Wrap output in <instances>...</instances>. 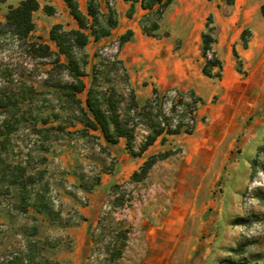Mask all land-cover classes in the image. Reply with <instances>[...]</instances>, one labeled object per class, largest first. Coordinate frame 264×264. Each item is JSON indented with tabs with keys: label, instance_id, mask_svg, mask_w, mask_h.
I'll list each match as a JSON object with an SVG mask.
<instances>
[{
	"label": "rangeland",
	"instance_id": "1",
	"mask_svg": "<svg viewBox=\"0 0 264 264\" xmlns=\"http://www.w3.org/2000/svg\"><path fill=\"white\" fill-rule=\"evenodd\" d=\"M87 3L78 4L84 14ZM95 3L100 15L92 30H108V19L116 20V12L110 0ZM57 19L63 31L77 29L68 9ZM38 38L30 35L18 41L0 26V91L14 94L13 104L22 117L11 137L10 157L29 170L44 172L25 214L14 207L20 201L18 187L0 198V264L28 254L32 246L61 264H264V129L257 132L245 155L246 139L239 132L220 141L225 147L216 146L214 162H206L210 149H194L196 123L189 135L181 133L176 139L166 134L167 128L174 130L180 122L183 128L191 126L186 115L192 101L189 93L173 112L180 95L158 96L150 112L143 111L145 104L132 108V91L117 59L118 40L99 46L91 39L83 53H71L84 84L76 98L89 118L88 94L105 115L113 107L120 124L133 134L130 150L124 138L108 143L99 130L84 127L68 93L60 89L74 83L69 73L55 69L54 58L33 57L31 43L42 42L57 51L48 36ZM59 59L67 64L64 55ZM29 88L32 94L22 95ZM202 122V128L219 133L211 120ZM50 127L54 130L47 133L34 131ZM158 130L162 133L148 147L145 161L163 152L174 155L157 162L144 180L134 183L131 176L142 164L134 170L122 155L130 160L141 157L148 148L137 156L140 147ZM251 151H255L252 156ZM34 194L48 211L38 212ZM91 203L98 209L96 224L83 234V241H76L72 231L85 220L79 210ZM121 233L126 234L125 246L121 258L112 262L122 246Z\"/></svg>",
	"mask_w": 264,
	"mask_h": 264
},
{
	"label": "crops",
	"instance_id": "2",
	"mask_svg": "<svg viewBox=\"0 0 264 264\" xmlns=\"http://www.w3.org/2000/svg\"><path fill=\"white\" fill-rule=\"evenodd\" d=\"M21 1L0 0V22L5 21L9 8L17 7ZM37 2L39 8L32 14L35 27L30 35L45 40L51 27L61 23L57 16L67 8L63 0ZM79 3L81 7V0H78ZM110 5L117 15L116 25L108 35L98 39L89 37L88 40L92 39L100 46L115 43L128 31L132 33L130 40L118 49L117 59L125 70L128 87L137 107L146 104L154 91L159 96L193 93L199 100L194 113L198 127L194 134V149H210L206 162L212 163L215 147H225V141H220L243 132L245 155L257 132L264 129V18L260 10L264 0H233L231 5L226 0H173L157 23L158 29L154 31L156 37L147 36L142 30V18L147 11L142 9L140 2L134 3L131 16L127 15L130 2L110 0ZM45 6L51 7L54 13L46 15L43 12ZM209 15L215 28L211 52L221 62L220 78H209L202 74L204 58L201 55V35ZM48 19H52L53 23H48ZM168 26H172V29ZM176 27L180 30H174ZM244 29L249 33L246 47L241 42ZM39 30H46V34ZM233 51L241 62V72L237 70ZM213 73H217L216 68ZM214 97L218 99L211 108ZM203 119L206 122L211 120L219 133L216 135L202 128ZM177 136L174 137L177 139ZM214 142L216 145H213ZM118 145L123 148L121 139ZM149 148L141 157L130 160L124 154L122 159L136 170L145 161ZM254 152L251 151L250 156ZM79 211L85 220L72 234L76 241L81 242L87 230L96 224L98 209L91 203Z\"/></svg>",
	"mask_w": 264,
	"mask_h": 264
},
{
	"label": "trees",
	"instance_id": "3",
	"mask_svg": "<svg viewBox=\"0 0 264 264\" xmlns=\"http://www.w3.org/2000/svg\"><path fill=\"white\" fill-rule=\"evenodd\" d=\"M130 2L131 6L127 12L128 16L134 12V3L136 0H124ZM68 13L77 25V29L63 31L60 24L53 25L49 30L48 37L55 43L57 51H52L49 46L45 43H31L29 44V49L34 58L47 59L54 58L53 67L59 71H67L71 78L74 80L73 84L64 85L60 89L68 93V97L71 103L75 106L77 111L82 116V122L86 129L90 130H99L104 139L111 144H116L119 138H124L126 140V148L131 149V144L133 141L132 130L126 127V124L121 125L118 121V117L115 115L114 108H108V115H105L101 112L97 106H95L89 94L86 98V108L87 111L92 115V118H89L80 106V101L76 98V95L81 93L84 90V84L80 80L82 73L78 68V64L74 57L71 55L73 51L77 53H83L84 47L88 42L89 36H92L94 39H98L100 36L108 35L109 30L116 25L115 19H108L107 27L108 30H92L93 24L96 22L97 17L100 15L98 12V7L95 3V0H88L86 13H82L78 6V0H63ZM173 0H152L147 4L146 0H141L140 5L143 10H146V14L142 18V30L147 36L156 37L154 31L158 29V21L161 19L163 13L166 9L172 4ZM228 5L233 3V0H226ZM154 4H157L153 8ZM39 8L37 0H22L19 5L15 8L10 7L6 17L5 22L0 24L3 28L7 29V32L15 37L18 41L26 40L32 31L34 30V23L32 21V14L36 12ZM262 17L264 18V5L260 8ZM43 12L50 16L54 13V10L51 7L45 6ZM113 14H115L113 12ZM152 17V18H151ZM151 21V24L148 26L147 23ZM89 29V33L85 32ZM215 28L212 25V17L209 15L206 18L205 31L201 35V55L204 58V65L202 67V74L209 78H220V74L213 73V69L221 70V62L212 54L211 48L214 43L213 31ZM249 33L247 30H244L241 33V42L244 47L247 46V37ZM132 36L130 31L126 32L118 38V47L120 48L124 43L128 42ZM38 41H41V38H38ZM64 55L67 58V64L60 63L59 56ZM233 55L237 61V70L241 72V62L238 59V56L235 51ZM121 63V62H120ZM122 64V63H121ZM124 69V68H123ZM125 72V70H124ZM2 73L0 67V75ZM32 88H29L27 91L22 92V95L25 96L27 93L32 94ZM2 93L0 91V198H6L10 195V189L14 186L18 187L20 190V201L18 204H14L16 210L20 213L25 214L29 206L30 195L33 191V188L37 183L42 181L44 172L38 169H28L26 165H23L19 162H15L11 159L12 155V135L16 131L17 127L21 123L22 117L18 115L16 105L13 104V99H15L12 92ZM158 93L154 91L153 96L146 102L142 107L143 111H151L152 104L158 99ZM189 98L192 100L191 105L188 106L187 114L191 122V126H186L183 128L181 122L175 127L174 130L167 128V135H179L181 133L191 134L195 124L194 113L196 111L197 104L199 100L189 93ZM132 99V108H136V103L134 101L133 93L131 92ZM183 95H180L177 99L175 105L172 106V112L175 108L183 105ZM4 110V112H2ZM4 115V116H2ZM150 116V115H146ZM3 117V118H1ZM110 126L112 130L110 131ZM54 128H43L34 130L36 133H47L53 131ZM162 133V130H158L153 133L149 139L140 147L137 154L141 155L146 148L152 145L155 139ZM173 152H163L160 154L150 156L146 161L142 163L139 167V170L134 172L131 176V181L134 183L144 180L151 168L159 161H163L173 156ZM36 196V208L38 212L48 211L46 206L40 207V200L37 194ZM122 246L115 252L112 256L111 261L115 262L121 258L122 248L125 246L124 242L126 241V234L121 233ZM1 264H61L58 261L49 260L44 255H42L39 250L32 246L29 249L28 254H18L11 257L9 260L4 261Z\"/></svg>",
	"mask_w": 264,
	"mask_h": 264
}]
</instances>
